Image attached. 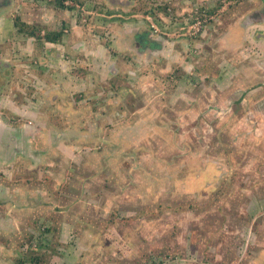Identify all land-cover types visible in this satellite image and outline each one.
Listing matches in <instances>:
<instances>
[{
  "label": "rangeland",
  "instance_id": "rangeland-1",
  "mask_svg": "<svg viewBox=\"0 0 264 264\" xmlns=\"http://www.w3.org/2000/svg\"><path fill=\"white\" fill-rule=\"evenodd\" d=\"M57 1L8 2L0 19L5 30L0 34L6 35L0 44V83L17 82L19 71L28 75L30 69L35 72L29 75L33 81L24 86L39 98L40 90L48 92L47 84L53 87V79L47 77L69 87L63 95L76 101L75 89L83 94L79 100L100 103H106L104 97L112 91L124 96L131 90L135 96L128 104L138 100L149 107L159 105L172 125L166 126L162 117L157 120L165 126L141 144L134 161V166L146 162L143 168L158 169L159 179H152L147 201L131 209L144 217L143 229H135L143 239L127 232L126 241L116 237L106 242L103 232L108 226L124 232L134 218H124L127 205L118 202L110 208L115 223L106 229L74 225L68 243L58 240L55 225L44 229L45 224H35L45 236L36 240V250L32 241H21V247L30 248H21L16 264H264V17L256 14L264 9V0H66L67 8ZM242 3L245 10H253L233 27V22H225L226 14ZM17 17L27 23L24 32L16 25ZM58 32L59 40H47V35ZM97 38L117 68L113 66L109 74L111 88L100 75L96 78V58L86 49V41ZM50 55L56 57L46 64ZM7 56L12 63L6 62ZM252 65L258 66V75L250 78L246 69ZM117 72H126L124 79H114ZM140 87L155 92L143 98ZM60 89L63 92L59 87L57 93L62 94ZM113 99L110 109H116L115 118L121 119L119 108L126 106L127 98ZM141 114L130 111L124 120ZM157 115L150 112L149 118ZM194 155H199L195 163ZM209 157L216 162L203 170ZM194 166L198 174L185 177L195 186L187 198L175 190V169ZM112 182L120 183L119 176ZM205 182L208 190L203 193ZM91 226L94 238L82 230Z\"/></svg>",
  "mask_w": 264,
  "mask_h": 264
},
{
  "label": "crops",
  "instance_id": "crops-1",
  "mask_svg": "<svg viewBox=\"0 0 264 264\" xmlns=\"http://www.w3.org/2000/svg\"><path fill=\"white\" fill-rule=\"evenodd\" d=\"M10 1L0 0V19ZM183 2L184 0L180 3ZM242 5L243 3L230 7L225 22H233V27L238 26L239 21L252 12L253 8L247 11ZM256 14L264 17V9ZM0 31H5L1 23ZM3 35L5 34H0V44L5 43ZM126 40L128 42V38ZM86 42H88L86 45L88 54L96 58V78L100 75L102 82L109 83L112 78L109 74L113 73L114 63L109 58L107 48L100 45L98 38L95 41L90 39ZM152 45L159 47L156 42ZM60 46L64 48L63 44ZM95 48L98 50L97 54H94ZM60 50L62 52V49ZM54 57L50 55V60L46 64H50L49 62H52ZM0 58L3 60V56ZM5 60L13 62L8 56ZM59 62L63 63L61 57ZM54 63H56L55 60ZM257 67V65H252L246 69L250 78L252 74L253 77L258 75ZM48 72L51 76L52 69L48 68ZM54 72L60 75L58 69ZM19 73L21 75L17 82L12 83L11 81L8 85L3 81L0 83V264H16L21 248H30L29 244L20 246L23 240L32 241L34 250L39 247L36 240L42 239L45 233L42 234V229L36 227L35 224H45L44 229L51 226L50 224L55 225L58 240L61 244L68 243L71 234L74 233V225L83 226L84 223H90L91 225L96 224L97 228L103 226L106 229L104 226L115 223L112 220L110 208L115 209L121 202L127 205L124 208L126 209L124 218L126 216L134 218L124 232L108 226L103 232L106 242L112 243L111 239L116 237L126 241L128 237L125 233L128 232L130 237L132 233H136L137 227L143 229L140 226L144 224L142 223L143 215L137 214L139 211L131 212V209L147 201L146 195L150 191L148 188L151 189L152 179L155 181L159 179L158 169L155 165L151 170L147 167L143 168L146 162L134 166V161L138 160V155L142 151L141 144H145L150 135L155 138L162 130L160 128L165 126L164 123L158 122L162 120L161 117L166 126L172 125L170 121L164 119L166 115L161 114L163 111L160 106L149 107L138 100L133 101L132 105L128 104L135 96L131 90L124 96L123 93L116 96V91H112L105 95L106 103H100L99 101L79 100L83 94L79 95V89H75L78 99L77 101L72 100L68 93L63 95L66 92L64 90H70L69 87L57 85L54 77H44L49 81L50 78L53 79L54 84L53 87L47 84L48 92L44 89L40 90L37 93L39 98L24 86V83L28 84L33 81L29 75H35V72L29 69L28 75H24L21 71ZM125 73H115L114 79H121V77L124 79ZM129 74H134V72ZM184 77L189 76L184 75ZM133 78L136 79L135 76ZM37 79L44 81L39 75ZM60 81L59 79L58 82ZM76 84L75 87L78 86V83ZM111 84L112 82L107 88L113 87ZM59 87H63V92L60 89L62 94L57 93ZM139 91L142 92L143 98L149 95L151 97L155 92L146 87H140ZM114 97L116 102L127 98L126 106L119 108L123 114L120 116L121 119L115 118L116 109H110V106H114ZM35 98H38V101H35ZM168 106L175 107L172 104ZM130 111L142 114L140 117L134 116L130 120H124V116L126 117ZM101 112H106V114ZM150 112H157L159 114L155 117L157 119H150ZM194 125L195 123L190 126ZM154 134L156 136H153ZM197 156L199 155L193 156L194 163L198 159ZM206 160L209 163L203 170L209 169V166L216 162L210 157ZM188 164L192 165L190 161ZM196 167L188 170L175 169V190L176 192L183 191L187 198L188 196L191 198L190 194L194 192L190 190H193L195 186L187 182L185 177L193 173L194 176L197 175ZM215 169H218L217 166ZM118 176L120 183L116 185L112 179ZM133 176L135 183L132 182ZM178 179L180 181L177 186ZM207 190L205 182L201 191L206 193ZM133 191L136 192L132 193ZM198 202L199 205L202 203ZM101 207L103 212L98 214L97 211ZM82 230L89 232L87 235L94 238L95 231L92 226L91 230L87 227ZM136 234L143 239L141 232ZM49 236H52V233H49L48 238ZM121 244L123 249H128L124 243ZM123 252L131 253L130 250Z\"/></svg>",
  "mask_w": 264,
  "mask_h": 264
},
{
  "label": "trees",
  "instance_id": "trees-1",
  "mask_svg": "<svg viewBox=\"0 0 264 264\" xmlns=\"http://www.w3.org/2000/svg\"><path fill=\"white\" fill-rule=\"evenodd\" d=\"M57 4L61 8H67V6H66V0H58L57 1ZM18 20H19V18L17 17V19H16V25L20 28L21 32H24V27H25V25L27 23H25L23 21L18 22ZM61 36H62V33L61 32H58V33H51V34L47 35L46 38H47V40L54 42V41L59 40L61 38Z\"/></svg>",
  "mask_w": 264,
  "mask_h": 264
}]
</instances>
